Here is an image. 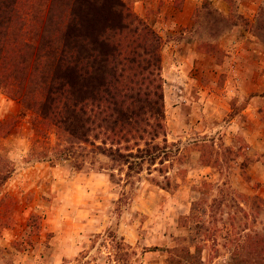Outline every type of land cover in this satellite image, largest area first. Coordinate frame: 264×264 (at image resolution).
Here are the masks:
<instances>
[{
  "label": "rangeland",
  "instance_id": "obj_1",
  "mask_svg": "<svg viewBox=\"0 0 264 264\" xmlns=\"http://www.w3.org/2000/svg\"><path fill=\"white\" fill-rule=\"evenodd\" d=\"M11 1L1 51L24 42V8L37 25L46 5ZM121 1L158 39L156 65L127 76L151 102L160 93L161 129L93 141L115 154L84 144L59 158L72 140L33 132L0 90V120L16 122L0 133V264H264V176L246 136H230L251 107L264 125V99L249 103L264 95V0ZM55 244L75 251L54 257Z\"/></svg>",
  "mask_w": 264,
  "mask_h": 264
},
{
  "label": "trees",
  "instance_id": "obj_2",
  "mask_svg": "<svg viewBox=\"0 0 264 264\" xmlns=\"http://www.w3.org/2000/svg\"><path fill=\"white\" fill-rule=\"evenodd\" d=\"M35 1L24 0V7ZM43 5L37 25L24 8V42L0 48V90L30 114L33 132L51 131L59 145L72 140L56 150L59 158L84 144L118 153L117 148L112 152L94 144L101 135L112 142L157 136L160 93L151 102L127 76L133 66L148 68L158 62L154 33L121 0H44ZM14 11L7 12L18 19ZM15 123L0 120V133Z\"/></svg>",
  "mask_w": 264,
  "mask_h": 264
},
{
  "label": "crops",
  "instance_id": "obj_3",
  "mask_svg": "<svg viewBox=\"0 0 264 264\" xmlns=\"http://www.w3.org/2000/svg\"><path fill=\"white\" fill-rule=\"evenodd\" d=\"M194 1L195 0H184V2H185L184 10H186V7L188 8V10H192ZM261 99L262 100L264 99V95L262 97H253L249 101V103H251V101H252V103L254 105L257 100H261ZM251 109L250 110L247 109V121H248L247 126L244 127L243 124H239V123L235 124V127H234L235 131H233L234 134H231L230 136H233L235 134L237 136L240 134H244L246 136L245 139H246V142L248 145V154L247 155L250 158V164L252 165L251 167H252V169H254L256 171V174H262L264 176V125L256 124V122L254 121L255 120L254 117L256 115V112L252 107H251ZM239 145H240V141H238L237 138L234 139V142L232 144L234 151L238 150ZM261 181H264V178ZM70 242H73L72 238H71ZM68 244H69V240L67 241V245ZM128 246L131 247L129 244H128ZM67 249L69 250L68 252L66 251ZM67 249L62 248L58 244H55L54 248H52V252L50 253V251L47 250V253H50L55 257L57 255L58 256H62V255L68 256V255H71L75 251V249H70V248H67ZM131 249L133 251H135V249L133 247H131ZM156 251H158L156 248H154V249L148 248L146 251H143L142 254L137 252L138 253L137 255L139 257L140 256L144 257L147 254H153ZM63 253H65V254H63ZM112 263H114V262H112ZM22 264H24V262H22ZM40 264H43V262ZM129 264H131V262H129ZM132 264H135V262H132Z\"/></svg>",
  "mask_w": 264,
  "mask_h": 264
}]
</instances>
